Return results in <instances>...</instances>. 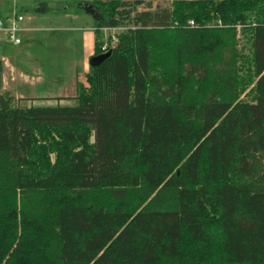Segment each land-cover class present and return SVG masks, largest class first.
Segmentation results:
<instances>
[{"label":"trees","instance_id":"1","mask_svg":"<svg viewBox=\"0 0 264 264\" xmlns=\"http://www.w3.org/2000/svg\"><path fill=\"white\" fill-rule=\"evenodd\" d=\"M143 3L91 2L93 56L123 30L73 104L0 58V264H264V0Z\"/></svg>","mask_w":264,"mask_h":264},{"label":"rangeland","instance_id":"2","mask_svg":"<svg viewBox=\"0 0 264 264\" xmlns=\"http://www.w3.org/2000/svg\"><path fill=\"white\" fill-rule=\"evenodd\" d=\"M62 1H66L70 12H79L82 15L81 20L49 18L42 22L31 23L29 25L33 30L23 34L22 45L14 46L5 42L0 44V56L16 59L20 68L29 75V78H23L24 84L18 85V79L15 80L13 77L8 78L9 81H13L12 83H3V90L12 93L20 106L73 104L74 101L70 98L77 93L74 89L76 74L80 81H84L88 87L84 79L86 64L90 63V58L86 53L87 48L81 36L83 31L81 32L79 26L84 22L85 17H88L90 22H93L94 18L87 14V10L76 6L75 2L79 0H50L47 13L49 15L55 11L65 13L63 8L66 5H61ZM148 2L152 3V7H170L171 5V0H145V3L139 6V11L148 9ZM101 32V42L104 43L107 39L106 34ZM252 87L253 85L248 87L242 96L248 97ZM18 91L28 95L36 93L57 96L36 99L27 96L21 98L17 97ZM57 97L65 99L59 101L56 100Z\"/></svg>","mask_w":264,"mask_h":264},{"label":"crops","instance_id":"3","mask_svg":"<svg viewBox=\"0 0 264 264\" xmlns=\"http://www.w3.org/2000/svg\"><path fill=\"white\" fill-rule=\"evenodd\" d=\"M50 0H0V16L1 17H7L12 13L13 10L17 11L18 13L24 15L25 19L22 24L23 30L20 33V36L22 38V42L19 45L23 44V34L33 30L32 27H30L29 24L35 23V22H42L44 20H47L49 18H55L56 20L59 19H70V20H76L79 21L82 18V15L79 12H70L68 4H66V1H62L61 5H66L63 8V11L65 13H58V12H53V14H48L47 11L50 8ZM93 0H79L75 2L76 6L86 10V8L91 7L95 10V7L91 4ZM79 13V14H77ZM88 15H92L93 18L95 17V13H92L90 10L87 11ZM86 19L84 22L81 24L80 30L81 32L83 31V35L81 33V36L84 38L85 46H86V53L89 58H91L94 54L95 51V42H96V35H95V26H94V20L93 22L88 21V17H85ZM95 19V18H94ZM9 43L14 46H19L15 45L9 41H7L5 35L0 32V44L3 43ZM0 58L4 62V72H3V83L8 84L12 83L11 81L8 80L11 77L13 79H18L17 84H24V79L29 78V75L23 71L20 66L17 64L16 59H12L10 57H5V56H0ZM89 66L90 63L86 64V69H85V75L89 71ZM24 78V79H23ZM85 80V79H84ZM78 82H84L80 81L79 76L76 74V78H74V89L77 91V83ZM73 85V83H72ZM75 91V92H76ZM23 92L18 91L17 92V97L25 98L30 97L32 99L36 98H49V97H56L57 95H50V94H44V95H38L36 93H33L32 95L28 94H22ZM61 96V95H59ZM47 106V105H45Z\"/></svg>","mask_w":264,"mask_h":264},{"label":"built area","instance_id":"4","mask_svg":"<svg viewBox=\"0 0 264 264\" xmlns=\"http://www.w3.org/2000/svg\"><path fill=\"white\" fill-rule=\"evenodd\" d=\"M24 15L13 10L7 17H0V32L3 33L7 41L19 45L22 42L20 36L23 30ZM101 30L106 34V41L102 45L103 53L109 51L111 48L116 47L119 39L118 33L123 30V27H103ZM109 32V35H108Z\"/></svg>","mask_w":264,"mask_h":264},{"label":"water","instance_id":"5","mask_svg":"<svg viewBox=\"0 0 264 264\" xmlns=\"http://www.w3.org/2000/svg\"><path fill=\"white\" fill-rule=\"evenodd\" d=\"M86 10H90L92 13H95V10L91 7L90 8H86ZM111 50L105 52V53H102L100 55H97V56H93L90 58V64L93 65V66H96V65H100L104 60H106L110 55H111Z\"/></svg>","mask_w":264,"mask_h":264}]
</instances>
